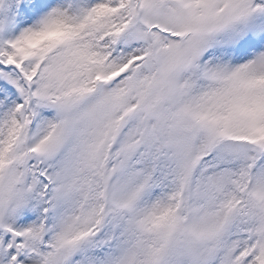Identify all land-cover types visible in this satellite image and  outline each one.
<instances>
[{
    "label": "snow or ice",
    "instance_id": "obj_1",
    "mask_svg": "<svg viewBox=\"0 0 264 264\" xmlns=\"http://www.w3.org/2000/svg\"><path fill=\"white\" fill-rule=\"evenodd\" d=\"M0 264H264V0H0Z\"/></svg>",
    "mask_w": 264,
    "mask_h": 264
}]
</instances>
